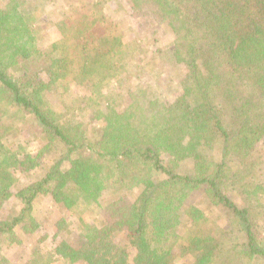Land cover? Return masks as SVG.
<instances>
[{"label": "trees", "instance_id": "trees-1", "mask_svg": "<svg viewBox=\"0 0 264 264\" xmlns=\"http://www.w3.org/2000/svg\"><path fill=\"white\" fill-rule=\"evenodd\" d=\"M110 1L66 0L43 49L22 0L0 5V212L20 206L0 245L18 264H264V0H124L146 29L129 40ZM41 196L62 214L50 248Z\"/></svg>", "mask_w": 264, "mask_h": 264}, {"label": "rangeland", "instance_id": "rangeland-1", "mask_svg": "<svg viewBox=\"0 0 264 264\" xmlns=\"http://www.w3.org/2000/svg\"><path fill=\"white\" fill-rule=\"evenodd\" d=\"M66 0H22V9L25 10V14L31 19L33 29L35 31L38 46L40 48H45L47 45L53 41H56L59 37L58 31L56 29V23L60 18H62L64 12L66 11ZM8 0H0V5H5ZM111 7L112 16L116 20H122L124 23L125 38L129 40L136 33H140L142 37L145 33V24L143 19L138 17L131 9L128 3L124 0H112L109 2ZM139 36V37H140ZM161 47H168L171 44L172 38L169 32L161 30L159 33ZM163 90L164 87L162 86ZM74 94L81 93V89H75ZM162 93V92H161ZM174 93L170 92L168 99H171ZM83 93H81L82 96ZM16 133L14 136L16 139L25 140L27 142V148L31 153H35L38 148L43 145V139L40 134V130L33 123H24L20 121L15 126ZM14 137V138H15ZM43 170H39L38 173ZM16 177L18 179V184H26L31 180L32 176H26L23 173L16 172ZM129 201V200H128ZM19 203L14 200V198H9L0 212V218H7L12 216L13 213L18 211ZM36 211L38 212L39 221L42 226V232L48 234L46 243L48 247L55 245L59 240L53 237L54 228L53 224L62 216L61 211L58 210L52 203L48 196H41L36 202ZM88 221V219L86 218ZM77 226L72 225L71 230L73 233L77 232ZM40 236V235H39ZM38 238V237H37ZM36 238V240H37ZM127 248L130 260L135 254V250L130 247L126 242L122 241ZM35 238L28 240L25 249V253L29 254L31 249L35 245ZM17 248H8L5 243L0 245V256L6 257L11 264H18L16 262L17 258ZM23 253V252H22ZM189 258L178 259L177 264L188 263ZM56 264V263H55Z\"/></svg>", "mask_w": 264, "mask_h": 264}]
</instances>
